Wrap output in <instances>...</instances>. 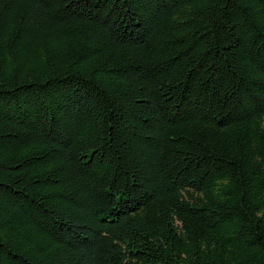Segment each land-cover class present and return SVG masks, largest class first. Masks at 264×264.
<instances>
[{"label": "trees", "instance_id": "obj_1", "mask_svg": "<svg viewBox=\"0 0 264 264\" xmlns=\"http://www.w3.org/2000/svg\"><path fill=\"white\" fill-rule=\"evenodd\" d=\"M0 264H264V0H0Z\"/></svg>", "mask_w": 264, "mask_h": 264}]
</instances>
